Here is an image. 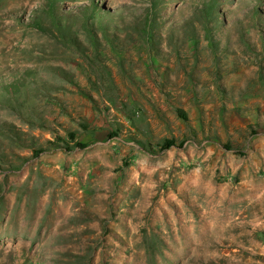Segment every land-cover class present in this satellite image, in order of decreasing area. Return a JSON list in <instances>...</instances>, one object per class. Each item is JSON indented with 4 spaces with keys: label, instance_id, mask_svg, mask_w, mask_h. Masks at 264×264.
<instances>
[{
    "label": "rangeland",
    "instance_id": "1",
    "mask_svg": "<svg viewBox=\"0 0 264 264\" xmlns=\"http://www.w3.org/2000/svg\"><path fill=\"white\" fill-rule=\"evenodd\" d=\"M209 1L0 0V264H264V0Z\"/></svg>",
    "mask_w": 264,
    "mask_h": 264
},
{
    "label": "trees",
    "instance_id": "2",
    "mask_svg": "<svg viewBox=\"0 0 264 264\" xmlns=\"http://www.w3.org/2000/svg\"><path fill=\"white\" fill-rule=\"evenodd\" d=\"M146 1H147L148 5L145 8L144 16H145V20L146 21L144 23H145V26H146L147 30H149L148 27L149 28L150 27L156 28L157 25L160 24V22L158 21L157 17L160 14L159 13V6L161 5L162 2H161V0H146ZM217 2H218V0H210L205 5V7L203 8L202 12H203L204 19L206 18V21L215 18L214 16L216 14ZM84 12H85L84 17H85L86 27L88 29H91L92 33L98 26H103L104 25L103 21L100 18L97 21H93V20H95L96 16L99 13L98 7L94 6L93 9H91V11L84 10ZM56 23L57 24L58 23L61 24L58 21H56ZM63 27H65V26H63ZM39 30H44V29L40 28ZM66 32H67V29L65 30V33ZM72 37L73 36L70 35V38H72ZM179 113H180L181 117H183L185 120H187V116H186V114L183 111H180ZM68 137H69V140L62 139L63 148H65V149L70 151V150H74L76 148L83 149V148L86 147L85 143L77 140V135H76L75 131H70L68 133ZM172 145H174V141L173 140H165V142H163V144L161 145V149L170 148Z\"/></svg>",
    "mask_w": 264,
    "mask_h": 264
}]
</instances>
